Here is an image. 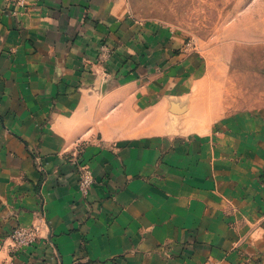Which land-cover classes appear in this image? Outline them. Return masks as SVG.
<instances>
[{
	"label": "crops",
	"instance_id": "1",
	"mask_svg": "<svg viewBox=\"0 0 264 264\" xmlns=\"http://www.w3.org/2000/svg\"><path fill=\"white\" fill-rule=\"evenodd\" d=\"M173 30L129 0H0V264H264V105L227 114Z\"/></svg>",
	"mask_w": 264,
	"mask_h": 264
},
{
	"label": "rangeland",
	"instance_id": "2",
	"mask_svg": "<svg viewBox=\"0 0 264 264\" xmlns=\"http://www.w3.org/2000/svg\"><path fill=\"white\" fill-rule=\"evenodd\" d=\"M129 2L136 18L174 29L176 55H207L204 84L220 89L227 114L264 105V0ZM113 56L99 55L98 62Z\"/></svg>",
	"mask_w": 264,
	"mask_h": 264
},
{
	"label": "built area",
	"instance_id": "3",
	"mask_svg": "<svg viewBox=\"0 0 264 264\" xmlns=\"http://www.w3.org/2000/svg\"><path fill=\"white\" fill-rule=\"evenodd\" d=\"M109 53V49L106 48L105 51L102 52V55H100V57L102 56L107 58L109 56ZM76 163L78 164V169L80 170L81 189L84 192H87L94 182L89 164L79 160H77ZM10 236L13 246L16 248H20L30 245L37 240L38 229L35 227L29 228L25 226H17L12 231Z\"/></svg>",
	"mask_w": 264,
	"mask_h": 264
}]
</instances>
